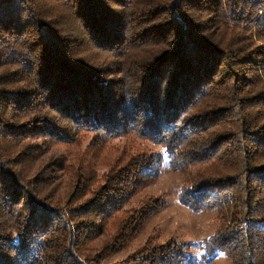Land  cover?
I'll list each match as a JSON object with an SVG mask.
<instances>
[{
    "label": "trees",
    "instance_id": "1",
    "mask_svg": "<svg viewBox=\"0 0 264 264\" xmlns=\"http://www.w3.org/2000/svg\"><path fill=\"white\" fill-rule=\"evenodd\" d=\"M255 36L264 39V0H0V68L20 66L0 74V264H61L49 247L65 255L73 249L85 262L98 251L116 253L137 230L133 218L152 214L151 199L130 206L139 191L134 171L142 182L165 164L183 175L181 205L219 213L198 241L206 262L222 255L232 264H264V196L252 184L264 185V164H255L264 156V65L257 71L250 64L264 63V46L254 47ZM237 59L241 71L232 73ZM11 114L27 119L10 126ZM81 134L92 150L77 154ZM131 137L158 149L103 165L100 150ZM41 159L60 176H76L61 206L75 208L80 199L84 216L61 244L46 238L55 228L34 235L58 211L43 202L52 198L53 177ZM28 164L36 173L24 182ZM99 169L107 170L101 181ZM120 212L128 223L108 232ZM174 244L158 250L172 260ZM73 255L71 264H82Z\"/></svg>",
    "mask_w": 264,
    "mask_h": 264
},
{
    "label": "rangeland",
    "instance_id": "2",
    "mask_svg": "<svg viewBox=\"0 0 264 264\" xmlns=\"http://www.w3.org/2000/svg\"><path fill=\"white\" fill-rule=\"evenodd\" d=\"M48 7V5H47ZM18 11H14L15 13H18ZM54 12V10H53ZM50 16L52 15L49 13ZM21 16V15H20ZM23 16L25 14L23 13ZM23 21V20H22ZM30 26L29 24H26L24 26V31L28 29ZM26 28V29H25ZM242 28V26H241ZM240 31V30H237ZM11 40L14 38V36H10ZM254 47L256 48L259 46L260 48H263L264 46V39H258L256 36L252 38ZM14 42V41H13ZM16 42V41H15ZM219 43H222L223 41H217ZM235 44L239 47L241 44L240 41H235ZM165 45L158 46V49L164 48ZM246 48V47H245ZM258 49V51L260 50ZM247 49V48H246ZM237 58L239 55L236 56ZM263 60L261 58H256L252 62H250L252 67H255L256 70L262 68L264 63H260ZM239 60L234 61V65L232 64L229 68V70L233 73L234 70L238 73L241 71L239 65ZM236 64V65H235ZM224 66V64H223ZM221 66V67H223ZM18 65L13 64L12 62H7L0 68V74L2 73V69H5V71H18L19 70ZM260 67V68H259ZM228 69V67H227ZM243 71V70H242ZM221 71L216 76V78H219ZM231 73V74H232ZM252 73H256L254 71V68L252 69ZM222 74V73H221ZM236 75V74H235ZM259 75V74H258ZM219 76V77H218ZM233 76V75H232ZM260 77V76H259ZM237 76L235 77V79ZM7 85V84H6ZM228 85L231 86V82H228ZM1 87V85H0ZM5 87V86H4ZM24 87V86H22ZM15 88V87H14ZM12 89V88H11ZM41 95V93H40ZM229 96L233 97V95L228 92L225 93L223 96ZM41 98L42 95H41ZM223 102V101H221ZM232 101L225 103L227 106ZM212 106H217V104H213ZM210 107V108H211ZM218 108V107H216ZM9 112L11 111L16 112L14 108H9ZM215 109V107L213 108ZM24 118V122L27 118L21 117V118H15V116L8 115L6 118V121L9 122L8 124L11 126L14 123L21 124L24 122H21V119ZM6 122V123H7ZM5 123V122H4ZM218 131H221V129H217ZM88 135L87 134H81L79 141L73 146V151L77 154H83L86 151H91L89 146H87L88 141ZM41 141V140H39ZM63 145V144H62ZM109 145L110 148H104L105 150H100L98 156L99 158L104 159L103 165H108L110 163L116 162L119 159H123L124 163L128 161L130 158L133 157L138 152H144L149 157L153 153H155L158 149V147H153V145L148 144L145 141H140L134 137H131L130 139H115L114 141L110 142ZM108 145V146H109ZM107 146V145H106ZM60 148L55 149L60 152ZM74 153V154H76ZM48 155L45 154L42 159L47 157ZM7 158L11 159V161L14 162V159L9 157L7 155ZM41 159V165H46V173L48 178H52V182L50 183L49 187L52 188V198L50 200H43L45 203V206H48L49 208L57 209V212H53L51 216L50 214V220L46 223L45 228H38L37 226H33L36 228L34 235L35 238L41 239L44 229L47 228L50 231H52L53 228L54 231L52 233L48 232V235L46 238L50 237V243L49 245L54 242L55 244H61L62 240L65 239L66 232L68 231L69 227H73V223L75 219L77 220L84 215H80L78 212V206L80 199L76 200L77 202L75 204H71L70 208L69 205L67 206H61L65 203V200L68 196V194L72 191V188L75 185L76 176H73V180L68 178V176H60V172L58 170L57 166H49L50 163L45 164L46 160ZM53 159V158H51ZM164 163L166 161V158L163 159ZM256 166H260L264 164V156H260L255 160ZM37 164H34L36 166ZM108 168V167H107ZM12 170H14L17 174H19V168L17 166L12 167ZM107 170L105 169H99L97 170L98 174V180L107 174ZM26 175L29 176V178H23V181L26 182L30 179H32L33 175L36 173L33 168H31L30 164H28V169L26 170ZM61 177L59 179L58 177ZM134 177L138 179V182L135 183V187L138 188V192L135 193L134 197L132 198L130 202V206H132V209H137L141 207L145 202H148V199H151L149 203H152L153 209L151 210L152 214L149 211H146L145 216H143L142 219L135 222V218H133L134 225H136L137 229L136 231H132L127 239V241L123 244V247L119 248V250L116 253H110V252H100L98 251L96 253L95 258L90 262H85L75 250L72 252H67L65 255L61 252H54L50 247L47 249V253L54 256H59L61 260L63 261L61 264H71L73 263L71 260L70 254H74L73 258L79 260L82 262V264H232L231 260L228 258L222 257V255L215 256V258L212 259L210 262H206L205 257H203V246H199L198 241L201 239H204L206 235L210 234L211 231V223L212 215L216 218L219 216V213L217 211V215L213 213L214 211H207L206 213L197 212L188 209L187 207H184L181 205L177 200V188L180 186L179 183H181V180L183 178V175L181 172H177L176 170H172L171 168L165 164L162 171L159 173V175H155V178H150L149 180H143L140 182L143 178H145L144 175L137 174V171H134ZM182 175V178L180 179ZM151 177V176H150ZM132 179V178H131ZM253 185H257L259 191L263 193L264 196V185L258 181L253 180ZM78 185V184H77ZM83 186V184H80V187ZM79 188V185L78 187ZM262 196V197H263ZM69 209H74V212L70 213ZM141 211V210H139ZM136 211L135 213L139 212ZM231 212L230 208L228 210L223 209L221 214L224 217H227L228 213ZM56 213H60L59 215L61 218H57ZM62 214V215H61ZM63 217L66 218L65 222H62L61 225H57L60 221H62ZM128 215L126 213H119L118 215L114 216L115 222H112L109 224V226L106 228L108 232L113 231L117 225V223L121 220V222L128 223ZM59 220V221H58ZM54 222V224L52 223ZM56 222V223H55ZM140 223V224H139ZM54 225V227H53ZM124 225V224H123ZM116 227V231H117ZM76 231V229H75ZM87 233H90V230H86ZM99 232L91 233L90 235H97ZM83 234L84 231H83ZM74 236V233H73ZM34 238V239H35ZM102 236H99L97 239L93 241V244L96 248H100L103 244ZM30 239V238H29ZM74 239V237H72ZM64 242V241H63ZM171 242H174L176 245V248L170 247V249L173 251L174 249V255L172 260H169L170 258L168 255H171V253L166 250L165 252L163 249H159L158 247L165 244L169 245ZM34 245V242L32 243ZM39 248H42L39 247ZM168 248V247H167ZM165 248V249H167ZM41 251V250H40ZM8 252V251H7ZM10 252V251H9ZM11 253V252H10ZM168 254V255H167ZM173 255V256H174ZM159 256H162L161 258ZM91 258V257H89ZM182 259V260H181ZM59 263V262H58Z\"/></svg>",
    "mask_w": 264,
    "mask_h": 264
}]
</instances>
